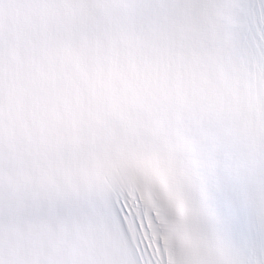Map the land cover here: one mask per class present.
Wrapping results in <instances>:
<instances>
[{"label":"snow or ice","instance_id":"snow-or-ice-1","mask_svg":"<svg viewBox=\"0 0 264 264\" xmlns=\"http://www.w3.org/2000/svg\"><path fill=\"white\" fill-rule=\"evenodd\" d=\"M0 264H264V0H0Z\"/></svg>","mask_w":264,"mask_h":264}]
</instances>
